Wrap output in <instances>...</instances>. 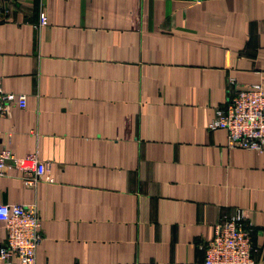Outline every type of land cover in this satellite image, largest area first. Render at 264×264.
<instances>
[{"label": "crops", "instance_id": "crops-1", "mask_svg": "<svg viewBox=\"0 0 264 264\" xmlns=\"http://www.w3.org/2000/svg\"><path fill=\"white\" fill-rule=\"evenodd\" d=\"M0 80L26 95L0 145L47 163L0 179V204L36 205V264H204L236 208L264 264V151L207 127L236 84L264 87V0H0Z\"/></svg>", "mask_w": 264, "mask_h": 264}, {"label": "built area", "instance_id": "built-area-1", "mask_svg": "<svg viewBox=\"0 0 264 264\" xmlns=\"http://www.w3.org/2000/svg\"><path fill=\"white\" fill-rule=\"evenodd\" d=\"M48 23L46 12L41 10L37 26ZM230 83H235V79L230 78ZM13 104L25 107L26 95L5 91L0 80V119ZM207 127L209 130L224 129L230 148L263 152L264 87L261 82L246 87L236 84L227 103L215 108V115ZM10 160H14L20 169V177L27 186H36L47 173V163L35 153L15 157L0 145V179L5 175V167ZM0 221L6 229V240L0 244V264H36L37 248L43 240L36 205L1 203ZM251 226L242 208H236L232 215L215 223L212 238L203 244L204 264H255Z\"/></svg>", "mask_w": 264, "mask_h": 264}]
</instances>
